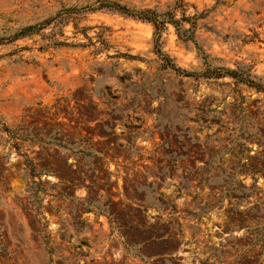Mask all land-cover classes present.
Segmentation results:
<instances>
[{
  "label": "rangeland",
  "instance_id": "obj_1",
  "mask_svg": "<svg viewBox=\"0 0 264 264\" xmlns=\"http://www.w3.org/2000/svg\"><path fill=\"white\" fill-rule=\"evenodd\" d=\"M93 1L0 0V36ZM110 1L165 12L175 0ZM184 3L208 12L194 37L210 65L264 85V0ZM78 27L91 29L0 44V264H264V91L174 74L144 21L101 11ZM103 28L97 55L51 46ZM162 42L204 70L172 26Z\"/></svg>",
  "mask_w": 264,
  "mask_h": 264
},
{
  "label": "trees",
  "instance_id": "obj_2",
  "mask_svg": "<svg viewBox=\"0 0 264 264\" xmlns=\"http://www.w3.org/2000/svg\"><path fill=\"white\" fill-rule=\"evenodd\" d=\"M218 3H222V0H215V4ZM186 7L187 5L184 3V0H175L171 9L165 12H157L155 9H135L124 4H120L116 1L94 0L90 5L61 7L56 13H54V15L50 17H47L34 24L19 28L7 37L0 36V44L10 43L18 39L31 37L34 35H43V31L46 29L50 30V35L59 34L60 37H63V29L70 22H72L73 29L76 33L84 34L85 31L91 29V27H78V19L81 15L109 11L149 23L153 28V53L162 62L163 67L170 69L174 74L185 78H192L194 80H216L228 77L235 83L246 85L256 89L257 91H264V85L257 81L256 78L249 73V71L233 70L223 67H212L210 65L208 62V55L205 54L204 50L199 46L194 37V32L197 29V21L199 19H203L208 12L203 11L201 13H195L192 16H186ZM176 12H179L180 17H177ZM168 25L173 27L175 34L179 39L185 42L190 41L193 43L197 54L203 60V65L205 66L202 72L188 71L180 68L167 54L163 52L162 36ZM105 31H107V29L103 28V32L97 35V41L94 43L88 38L89 44L87 45L81 43H67L65 40L54 39L51 43V46L81 48L93 47L94 50L92 53L97 55L98 53L110 47L104 34ZM96 44H99V46L96 47ZM114 58L138 59V57L135 56L118 53L114 55Z\"/></svg>",
  "mask_w": 264,
  "mask_h": 264
}]
</instances>
